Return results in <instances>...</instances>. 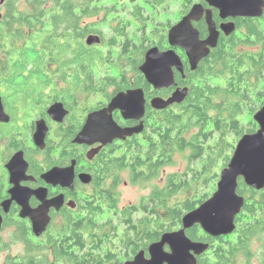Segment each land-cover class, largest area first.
I'll list each match as a JSON object with an SVG mask.
<instances>
[{"label": "trees", "instance_id": "trees-1", "mask_svg": "<svg viewBox=\"0 0 264 264\" xmlns=\"http://www.w3.org/2000/svg\"><path fill=\"white\" fill-rule=\"evenodd\" d=\"M45 1L40 0L37 3L41 15L36 17L40 20V27L46 36L45 44L50 43L49 34L56 33L61 28L80 29L81 19L91 18L103 11L99 6L105 2ZM141 1H136L137 7L131 18L138 24L142 23L145 30L152 19L159 16L157 13L165 3H173L172 0ZM182 1L180 18L188 13L196 0ZM201 2L204 3V0ZM46 4L48 5L43 8ZM116 4L117 2L109 6L107 13H119V5ZM149 9L153 11L150 19L143 14ZM81 11L82 16L76 14ZM120 17L115 18L117 26L111 29L112 35L108 44L114 48L119 43L120 56L115 58V53L109 49V56L106 57L102 49L88 47L87 50L75 52L57 49V59H67L70 54L73 63L81 62V67H87L90 81L88 93L97 91L93 87L96 65L101 61L103 64L111 63L115 70L120 58L119 63L123 59L128 61L137 77L136 86L143 87L147 97H168L170 90L158 92L147 83L139 70L142 58L137 57L145 55L153 46H159L162 50L168 49L167 31L176 22L169 21L165 28L152 26L150 34L153 41L147 46L148 38L145 35L148 32L144 30L142 39L135 44L127 31L128 26L122 25ZM130 19L126 18V21ZM215 20L218 24L221 22L217 11ZM196 27L203 38L207 36L208 30L204 21L196 24ZM237 27V32L232 36L221 37L218 47L200 63L195 72L191 71L185 53L177 50L184 59L187 78L183 80L179 74L177 81L189 86L188 98L181 105L167 110L157 111L150 108L145 117L144 136L125 151L117 165L121 172L127 171L131 175V182L134 184H148L160 179L164 168L174 164L178 153L189 152L188 171L167 176L164 186H155L151 195L144 198L139 205L125 207L120 212L123 229L119 235L115 233L118 226H114L110 220L103 225L98 223L99 216L104 214V210L101 212L98 209L93 210V217L87 225L70 226L58 234L55 244L56 264H123L140 249H146L151 243L158 241L165 232L178 230L183 216L198 208L216 191L219 174L215 170L228 165L237 141L243 135L258 129L252 117L264 105V91H261L262 85L264 87V17L240 18L237 20ZM92 28L93 26H89V34L102 32L97 27L95 30H91ZM41 51L42 60L47 59L50 51ZM116 77L123 78L125 75ZM214 137L216 140H213ZM207 184L211 185L212 194L203 192ZM183 191L190 192L185 193V198L177 199L176 196ZM239 192L246 196L247 202L243 212L237 217L238 227L233 235L213 239L203 231L198 234L200 227L188 231L193 240L209 242L211 245V249L198 264H251L256 256L253 250L255 239L260 240L264 254V191L250 189L241 180ZM137 213H143L144 217L135 220ZM85 235L88 237L85 238ZM87 245V254H84ZM46 259L47 257L43 260Z\"/></svg>", "mask_w": 264, "mask_h": 264}, {"label": "flooded vegetation", "instance_id": "flooded-vegetation-1", "mask_svg": "<svg viewBox=\"0 0 264 264\" xmlns=\"http://www.w3.org/2000/svg\"><path fill=\"white\" fill-rule=\"evenodd\" d=\"M39 1L0 0V97L4 112L10 120L0 122V264H56L55 244L58 234L70 226L87 225L96 209L101 212L111 209L120 214L119 187L123 172L117 168L118 160L145 132L125 140H116L107 146L100 143L80 145L74 142L89 114L106 108L118 93L143 87L136 86L137 77L132 72L123 78L106 77L99 79V82L93 77V87L98 89L96 84L99 83L101 94L105 95L110 88L114 90L95 107H89L90 81L87 67H81V62L73 63L70 54L67 59H57V49L70 52L87 50L88 47L101 49L108 46L109 39L103 32L89 34L87 30L93 25H89L83 17L80 29L61 28L49 34L50 43L45 44L46 36L40 27V20L36 19L41 15L37 4ZM116 1L120 4L119 8H127L132 5L135 7L137 0ZM76 14L82 16L83 12ZM91 35L100 36L101 43L89 46L87 40ZM42 49L50 51L45 60H42ZM144 56H141L142 63ZM45 64L51 76L39 74L37 77V70L34 82L31 83L21 75H16V92L9 95L10 99H14L31 89L33 92L27 94L39 97V102L9 106L4 95L12 79L9 76L10 70L18 71ZM178 76L177 72L176 81ZM65 82L67 85L62 86ZM177 83L178 87H189L179 81ZM45 84L49 94L41 89ZM174 90H170V95ZM41 96L46 98L44 107L41 105ZM57 103H62L69 112L62 122L54 120L49 113L51 106ZM113 116L123 128L139 124L124 120L120 111L114 112ZM41 122L47 129L44 148L35 142V134ZM14 158L13 166H20L12 181L9 166ZM70 168L74 171L71 179L67 177L59 181L45 178L52 170H66L67 173ZM82 175H89L90 179L84 181ZM14 189L18 191L16 196L12 194ZM56 198H61L62 206L59 209L51 204ZM23 210L27 211L28 216H23ZM35 211H40L41 217L33 219L31 213ZM48 218L49 222L45 224ZM35 224L46 226L42 234L35 229ZM87 248L88 245L84 254H87ZM147 248L139 251H148ZM136 254L127 261L132 260ZM45 257L47 259L43 260Z\"/></svg>", "mask_w": 264, "mask_h": 264}, {"label": "water", "instance_id": "water-1", "mask_svg": "<svg viewBox=\"0 0 264 264\" xmlns=\"http://www.w3.org/2000/svg\"><path fill=\"white\" fill-rule=\"evenodd\" d=\"M215 11L221 22L215 20ZM264 0H204L196 3L179 22L168 31L169 48L162 50L159 46L150 47L139 67L147 83L155 91L171 90L168 97L155 96L148 100L143 88L118 93L109 105L88 115L83 129L74 142L77 144L102 146L114 143L116 140L140 135L145 130V117L148 109L167 110L175 105H181L189 96V87H178L176 73L186 79L185 65L177 50L185 53L191 71L198 70L203 60L207 59L218 47L221 37H230L237 32V20L240 18H263ZM205 22L207 36H201L196 24ZM98 35L88 37L87 44H100ZM120 111L124 120L139 122L134 127H121L114 119V112ZM51 117L62 122L68 115L62 103L52 105L49 109ZM10 122L4 112L0 97V122ZM254 121L258 129L253 133L243 135L231 157L228 165L221 171L216 191L198 208L186 213L178 230L165 232L158 241L148 246V251H139L132 260L124 264H198L199 258L211 249L209 242L195 241L189 237L188 231L200 227L206 235L213 239L233 235L237 230V217L241 215L247 202L246 196L240 194V181L255 191H264V105L255 113ZM47 129L43 122L38 124L35 134L36 144L44 148ZM18 157V156H17ZM16 157V158H17ZM14 158L9 170L12 181L19 172V166L14 167ZM24 170H27L25 164ZM58 169L52 170L46 179L61 181L73 178L74 171L67 173ZM84 181L89 175L81 176ZM58 182V181H57ZM16 196L18 191L12 190ZM58 209L62 206L61 198L51 202ZM43 213V212H42ZM23 216H28L23 210ZM33 219L41 217L40 211L31 213ZM49 222V218L45 224ZM1 228V221H0ZM35 229L44 232L46 226L35 224Z\"/></svg>", "mask_w": 264, "mask_h": 264}, {"label": "rangeland", "instance_id": "rangeland-1", "mask_svg": "<svg viewBox=\"0 0 264 264\" xmlns=\"http://www.w3.org/2000/svg\"><path fill=\"white\" fill-rule=\"evenodd\" d=\"M172 1H173V3H170V4L165 3L163 5L160 12L157 13V14H159V16L152 19V21L149 23V27L147 30H145L143 28L144 26L142 23L138 24L133 18H131L132 14L134 12V9L137 6L134 7V5H132V6L127 5L129 7L119 8L120 4L116 0H106L103 3L104 5L100 6L103 9V11L99 12L95 16H91V18L85 17V19L89 25H93L94 28L97 27L100 31L105 33L107 39H109V41H110V39H111L110 37L112 35L111 29L113 27L117 26V22H115L116 21L115 18L118 16H121L120 17L121 23L123 26H128L127 31L130 33L129 34L130 38L135 41V44L139 43V41L142 39V36L144 35L143 34L144 30H145L146 32H148V35H145L146 38H148L146 45L149 46L153 41V37H151V34H150L152 26L165 28L166 23H168L169 21L171 23H174V22L177 23L181 20L180 15H181V11L183 8V1L182 0H172ZM116 2L119 5V6H117L119 8V13H114V14L109 15V13H107L108 12L107 8H109V6H112ZM140 2H142V1L140 0ZM200 2H201V0H196L195 4L200 3ZM49 6H50V2H49ZM45 7H46V5L43 6V8H45ZM152 13H153V11L151 9L146 10V12L145 11L143 12L144 17H147L149 19H150V16H152ZM126 18H129V19L131 18V19H130V21H126ZM169 29H168V31H169ZM168 31H167V35H168ZM119 46L120 45L113 48V47H110V45H108L107 47L101 48V49L104 51V55L106 57L109 56L108 50L112 49V51L115 53L114 57L117 58L118 56L121 55V48H120L121 46L120 47ZM141 56L139 55L137 58L139 59ZM119 61H120V58H119ZM119 61L117 63V65H118L117 68L115 67V70L113 69L114 65H112L111 63L103 64V63H101L102 62L101 61L98 65H96V68L94 70L95 71L94 76L96 78V81L99 82V81H101L99 79H104L106 77L121 78V77H116V76L129 75L130 72H132V74L135 75V72L129 66L128 61H125L124 59L121 60L120 63H119ZM56 69L57 68L55 67L54 70H56ZM37 70L39 71L38 74H37ZM61 70L63 72L64 68L62 67ZM62 72H60V73H62ZM36 74H37V77L40 76L39 74L51 76V74L49 72H47V70H46V64L42 65V66L34 65V66H31L29 69L24 68V69H20L18 71L14 70V69L10 70L9 76L12 79H11L10 87L5 91V95H4L9 106H13V105L23 106L25 103L30 102V101L32 104L39 102V97H35L33 94H27L28 92H33V90H31V89L27 93L19 94V97H15L14 99L9 98V95H12L16 92L15 87H14V78L16 75H21L27 82L33 83L34 82V76H36ZM62 84H63L62 86L67 85L66 82L62 83ZM96 86H98L97 91L90 92L88 94V96H89L88 106L89 107H95L101 101L105 100V97L108 96L109 94H111L114 90L113 88H110L107 91V93H105V95H103L100 93L101 89L99 88V83H97ZM41 89H42V91H45V93L48 92L46 84L44 86H42ZM261 91H264L263 85L261 87ZM49 93L50 92H48V94ZM11 100H13V102ZM40 101H41L42 107L46 106L45 96H41ZM263 102H264V100H263ZM252 118L254 121V115ZM233 136H234V134L232 135V137ZM213 140H216V138L214 137ZM239 140L237 141V144H238ZM237 144H236V146H237ZM236 146H235V148H236ZM234 151H235V149H234ZM234 151H233V153H234ZM233 153H232V155H233ZM188 155H189V152H187V154L178 153L175 157L174 164L172 166H168V167L164 168V170L162 171V174L160 176V179L154 180L148 184H134L133 182H131V175L127 171L123 172L121 175L122 183L120 184V187H119L120 209L123 210L125 207L139 205L140 202L144 198L151 195L155 186H158V185H160L161 187L164 186V183H165L167 176L172 175V174H184V173H186L188 171L189 166H190V163L187 159ZM198 163H196V164H198ZM198 166H201V164H199ZM224 168H221V169L218 168L217 170H215V171H218V174H219V178H218V181L216 184H218V182L220 180L221 171ZM216 189H217V185H216ZM190 191H183L179 195H177L176 198L177 199H183L186 196L185 193L190 192ZM203 192L204 193L210 192L212 194L213 191H212L211 185L207 184L205 186ZM143 217H144L143 213H137L134 218H135V220H139ZM109 220L112 222V224L114 226L115 225L118 226L117 230H115V233L119 235L121 233V230L123 229V227H121V225L123 226L122 220H121V213L117 214L110 209L104 210V214L99 216L97 221L100 225H103L104 222L106 223ZM110 228L111 227H109V229ZM202 231L203 230L200 229L198 231V234H201ZM260 243L261 242L259 239H255L253 241V250L256 253V256L252 260L251 264H261V262L264 261V259H263L264 254H263V251L261 250L262 245ZM117 244L119 245L118 241H117ZM0 261H1V256H0ZM125 261H127V260H125Z\"/></svg>", "mask_w": 264, "mask_h": 264}]
</instances>
